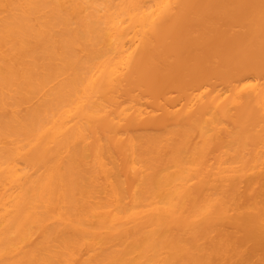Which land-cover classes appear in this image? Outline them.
Instances as JSON below:
<instances>
[{
    "label": "bare ground",
    "instance_id": "obj_1",
    "mask_svg": "<svg viewBox=\"0 0 264 264\" xmlns=\"http://www.w3.org/2000/svg\"><path fill=\"white\" fill-rule=\"evenodd\" d=\"M55 27L68 56L38 79L15 55L33 38L52 46ZM1 47L0 264H31L51 229L70 231L58 264H87L99 245L124 247L116 264H159L163 250L165 264H264V173L250 178L264 165V0H0ZM19 88L30 95L17 100ZM145 127L163 136L138 143L133 133ZM172 137L173 158L188 157L176 192L166 190L171 176L147 173L153 149ZM106 150L129 192L150 174L161 197L123 207ZM83 151L107 194L84 206L101 216L93 230L73 218ZM235 204L254 207L256 232H227Z\"/></svg>",
    "mask_w": 264,
    "mask_h": 264
},
{
    "label": "rangeland",
    "instance_id": "obj_2",
    "mask_svg": "<svg viewBox=\"0 0 264 264\" xmlns=\"http://www.w3.org/2000/svg\"><path fill=\"white\" fill-rule=\"evenodd\" d=\"M8 3H13L14 0H6ZM71 25L69 26L70 30L77 32V39L80 42V46H85L90 43L89 38L84 39L82 37L81 28L74 23L72 18H69ZM65 29L62 27H55L51 30V41L52 46L50 45L48 49L45 47L48 45L45 40L40 41L37 38L29 39L25 41L24 44L20 47V53L15 55L19 59L29 63L38 79L48 77L52 73L53 67H61L65 63L64 58L67 55L65 42L63 40V34ZM82 48V47H81ZM4 47L0 48V65L2 66V60L5 55ZM77 57H82L83 52L79 51V48L76 47ZM24 88L17 89L16 92H13V96L17 100H21L26 96H29ZM32 96V95H31ZM34 96V94H33ZM43 102L42 98L33 97V105L39 106ZM25 106V105H23ZM25 108V107H23ZM8 131V130H7ZM137 142L140 143L143 137H161L163 133L158 130L152 129L150 127L140 128L133 133ZM177 147V137H172L166 141H163L160 148L153 149L152 156L157 159L155 167L153 170H147V173H152L154 178L157 179L159 176L168 175L171 176V183L167 186L166 190L174 192L177 191V182L176 178L180 175L182 170V164H184L188 157L187 154H181L179 158L174 159L172 156L173 150ZM106 159L109 162V166L112 171V180L115 187L118 190L119 196L121 198V205L123 207H134L138 206L143 202V197L152 194L156 196L158 200L161 196L158 193L156 188H152L150 184L149 175H144L141 180H139L135 186L134 191L129 192L126 184V177L122 174L120 169L119 161L116 155L113 152L106 150ZM136 162L139 165H142L143 168L147 166L141 162L139 159H136ZM75 168H76V177L78 179V191L76 192V198L78 203L76 204V210L74 212V220L79 222L80 227L84 230H93L98 227L101 223V216L98 214V211H86L84 206L86 203L93 204L98 198L103 199L107 197V194L99 187V184L93 181L87 174L88 168V159L85 152H81L79 156L75 157ZM264 173V165L261 169H254L251 174V177H259ZM262 176H260L261 178ZM259 188L261 189L258 201L260 205H264V182L262 179H258ZM95 189L93 193H90L92 189ZM175 191V192H176ZM93 195L95 199H90L88 196ZM83 200V202H82ZM89 201V202H87ZM254 214V207L248 206L243 209H239L237 204L232 206L230 211V219L226 225V230L229 234L237 235H248L251 231L254 233L257 231L252 217ZM87 215V216H86ZM86 216V217H85ZM68 229H62L55 231L51 229L48 233L47 239L44 243L37 249L35 254V261L31 264H37L38 259H46L47 264H58L59 255L64 250V247L70 242L69 241ZM84 246L83 249L90 247L92 241L89 237H83ZM145 249V243L138 244L137 249H132L130 257L134 262H139L143 260L142 251ZM124 250V247L117 246L107 248L104 245H99L98 248L94 251H89L84 254L83 258L87 264H116L120 253ZM163 252L159 261V264L163 263L162 258L165 259L166 251Z\"/></svg>",
    "mask_w": 264,
    "mask_h": 264
}]
</instances>
